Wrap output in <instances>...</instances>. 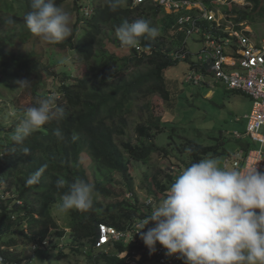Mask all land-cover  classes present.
Segmentation results:
<instances>
[{
    "label": "trees",
    "instance_id": "16d2710c",
    "mask_svg": "<svg viewBox=\"0 0 264 264\" xmlns=\"http://www.w3.org/2000/svg\"><path fill=\"white\" fill-rule=\"evenodd\" d=\"M67 1L56 0V3L63 8ZM249 1L252 4L249 10L227 6L225 12L235 14L237 22L254 23L257 16L264 15V9L260 8L261 0ZM29 5L30 0L0 1V84L10 87L14 93L20 88H15L17 80L31 82L29 87L21 88L19 94L24 95L17 94L10 101L20 118L25 107L46 96H53L56 104L65 109L66 118L43 125L24 145H14L11 140L19 120L2 130L3 144L9 153L0 156V236L10 237L0 244V255L6 262L29 264L11 249L17 245V236H22L23 244L29 246L40 244L50 235L68 234L69 253L83 256L87 264H128L118 255L124 248L121 244L109 252L94 254L96 228L98 223H106L124 229L142 212L133 190L130 167L132 162L148 165L155 153L168 154L166 147L155 143L164 122L161 115L155 114L151 98L158 96L168 103L170 94L163 71L178 62L171 53L184 43L185 33L174 35L175 17L150 2L132 5L131 0H124L112 11L105 0H93L92 14L86 17L84 5L74 0L73 8L78 16L72 23L71 36L58 44L44 45L23 23ZM10 18L13 24L8 23ZM141 18L149 21L157 32L155 38H140L138 46L144 51L133 47L127 48L128 54L120 55L108 49L109 43L126 49L115 34V26ZM165 18L167 23L162 30ZM62 49L69 51L76 65L84 67L81 73L74 72V63L70 66L61 63L59 50ZM186 59L190 60L189 56ZM49 80L54 82L52 89H48ZM25 96L31 105L21 102ZM56 129L63 132V140L53 134ZM223 143L218 138L216 144L204 146L187 139L177 149L181 154L187 153L189 161L183 162L189 167L208 155L223 153ZM23 147H28L30 154H23ZM83 153L90 160L89 171L81 162ZM45 164L47 168L39 183L27 184L29 175ZM116 174L122 183H116ZM59 177L69 183L80 177L95 185L93 210L67 212L68 232L57 223L51 211L67 191V188L57 189ZM173 178L170 172L164 176L160 171L151 176L145 174L148 194L164 192ZM117 184L125 185V190L116 192ZM125 191L131 194L130 198L124 196ZM102 200L110 201L105 204ZM53 246L57 248L56 244ZM67 256L62 250L57 254L59 259Z\"/></svg>",
    "mask_w": 264,
    "mask_h": 264
},
{
    "label": "clouds",
    "instance_id": "9594fccd",
    "mask_svg": "<svg viewBox=\"0 0 264 264\" xmlns=\"http://www.w3.org/2000/svg\"><path fill=\"white\" fill-rule=\"evenodd\" d=\"M210 1L206 2L217 3L216 0ZM223 1L225 3L226 0ZM105 3L110 10L116 11L124 0H105ZM29 7L30 10L23 16V23L32 34L53 45L71 36L69 13L58 6L56 0H30ZM85 9L90 11L89 15L85 13ZM91 14L92 9L85 7L84 15L88 17ZM167 14H172L176 20V13ZM8 23L13 24L14 21L10 18ZM173 26L175 27V22L172 24L174 35L181 32ZM115 34L121 46L133 48L140 43L141 37L155 38L157 32L149 21L141 18L121 22L115 26ZM181 46L172 51L171 57L174 58ZM185 46L190 58L187 44ZM190 61V68L196 65L198 67L197 60ZM69 62V57L61 61L65 64ZM16 83L21 88L31 85L27 79L17 80ZM65 118V109L56 104L53 96L38 98L34 105L23 109V116L19 119L11 140L14 145H24L25 140L43 125ZM53 134L59 140L64 139L60 129H56ZM22 151L25 155L30 154L28 147H23ZM2 155L4 154H0ZM46 168V164L42 165L29 175L26 183H39ZM56 187L58 190L67 188L61 196L59 212L93 210V183L80 177L69 183L64 177H59ZM146 203L151 207V213L142 218L137 233L150 254L156 251L158 243L166 250L165 255L179 254L177 258L183 259L185 264H264V171H258L255 166L246 169L233 167L228 170L220 167L215 158L200 160L177 176L164 199L155 203L150 199ZM150 222L153 226L142 232ZM46 240L47 243L43 244ZM21 244L23 247L24 244ZM50 244L51 239L47 237L40 244H30L29 247L35 252ZM16 247L11 249L17 251ZM5 260L0 255V264H19Z\"/></svg>",
    "mask_w": 264,
    "mask_h": 264
},
{
    "label": "rangeland",
    "instance_id": "374dc122",
    "mask_svg": "<svg viewBox=\"0 0 264 264\" xmlns=\"http://www.w3.org/2000/svg\"><path fill=\"white\" fill-rule=\"evenodd\" d=\"M73 1L68 0L63 7L69 13L70 26H72V23L76 21L78 16L77 11L73 8ZM222 1L216 0L217 3L213 5L208 4V6L222 12L225 11L228 4L230 8L237 6L242 10H249L248 6H252L249 0H226L225 3H222ZM79 2L84 5V8H93V0H79ZM260 8L264 9V0H261ZM165 11L166 13H174ZM166 23L167 20L165 18L164 22L162 20V30H165ZM242 24L245 29L250 30V36L253 41L257 44L264 41V15L257 16L254 23H249L248 20H245ZM43 44L46 45V42L43 41ZM186 44L191 54L190 60H197L202 47L200 37L192 35L186 39ZM107 47L120 55L129 53L127 48H119L110 43L107 44ZM59 52L62 59L66 57L70 58V62L67 63L68 65L74 63V72L81 73L83 71L84 67L75 64V60L71 59L72 56L69 51L62 49ZM72 55L75 59V55ZM190 60L180 58L175 65L169 66L163 71L166 86L170 94L168 103L163 102L158 96L151 98L155 114L161 115L164 122L163 131L156 137L155 143L159 147H166L168 154H153L148 165L140 162L131 163L130 173L133 177V190L138 195L140 203L148 195V180L145 179V174L148 173L151 176L153 172L160 171L164 176L166 172L170 171L171 165H178L177 163L182 168H186V163L183 161H189L188 155L186 152L179 153L177 147H180L181 143L187 139L208 146L216 144L217 139L222 138L224 141L223 153L218 156L208 155L204 157V159L215 158L222 168L229 154L240 151L249 142L250 137L245 134V128L247 125V115L250 113L252 107L251 98L238 92L229 91L227 86L220 81H216L213 75L208 72L205 73L204 81L200 85L186 82V75L190 71ZM200 63L203 64V62ZM53 85L54 82L49 80L47 84L48 89H52ZM4 86L0 84V130L10 128L21 117L10 102L12 98L19 94L21 87L18 88L19 86L15 85V88L18 89L13 93L10 87L6 86V88ZM19 95H24V93L22 92ZM21 102L31 105V100L27 96L21 97ZM235 131L243 135L242 139H237L234 136ZM2 136L3 132L0 131V154H8L9 148L4 146L3 142L5 139L2 140ZM170 144L171 146H169ZM257 147L259 145L255 144V142L249 146L252 149H256ZM81 162L89 171L90 160L84 153L81 156ZM115 179L117 180L116 183H122L123 181L119 174H116ZM122 190H125V185L117 184L115 191L119 192ZM102 201L106 204L110 200ZM58 205L54 204L52 206V214L57 223L62 228H65V232H68L69 214L67 212H59ZM9 237L8 235L0 236V243L7 241ZM48 237L51 239V244L45 249H39L34 252L29 246L24 245L22 247L23 238L22 236H17V253L21 255V259L24 262L28 261L29 264H87L83 256L69 253L68 244L70 240L68 234L64 237H54L53 235ZM54 244L57 245V248H54ZM60 250L64 254H68V256L59 259L57 254ZM97 251L95 249L94 254Z\"/></svg>",
    "mask_w": 264,
    "mask_h": 264
},
{
    "label": "built area",
    "instance_id": "2783aa9c",
    "mask_svg": "<svg viewBox=\"0 0 264 264\" xmlns=\"http://www.w3.org/2000/svg\"><path fill=\"white\" fill-rule=\"evenodd\" d=\"M144 2L176 13V29L184 32L186 39L192 35L200 37L202 47L196 63L203 64L191 66L186 82L200 84L208 72L229 90L241 92L252 100L245 128V134L250 137L246 145L255 142L259 147H245L229 154L223 168L230 170L233 167L246 169L255 166L258 171H264V41L257 44L251 38L250 30L235 20V15L210 7L205 0H132L133 5ZM85 13L89 15L90 11L85 9ZM186 39L175 53V59L186 58ZM136 49L142 50L138 45ZM234 136L237 139L243 137L238 131L234 132ZM184 169L182 166L171 165L169 172L174 177L172 183ZM170 186L164 192L146 195L141 202V214L133 217L124 229L98 223L95 248L108 252L121 244L124 248L118 255L125 258L128 264H185L183 259L177 258L179 254L165 255L166 250L158 243L156 251L150 254L137 233L142 218L151 213V207L146 202L151 199L155 203L164 199ZM125 197L130 198L131 194L126 192ZM152 226L150 222L141 231L145 232Z\"/></svg>",
    "mask_w": 264,
    "mask_h": 264
},
{
    "label": "crops",
    "instance_id": "0c3cea01",
    "mask_svg": "<svg viewBox=\"0 0 264 264\" xmlns=\"http://www.w3.org/2000/svg\"><path fill=\"white\" fill-rule=\"evenodd\" d=\"M199 65H201L200 63H198ZM229 90V89H228ZM229 91H231V90H229ZM234 92H238V91H234ZM239 93H241V92H239ZM241 94H243V93H241Z\"/></svg>",
    "mask_w": 264,
    "mask_h": 264
}]
</instances>
